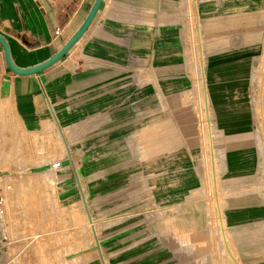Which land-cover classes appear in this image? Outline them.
<instances>
[{"label":"rangeland","instance_id":"rangeland-1","mask_svg":"<svg viewBox=\"0 0 264 264\" xmlns=\"http://www.w3.org/2000/svg\"><path fill=\"white\" fill-rule=\"evenodd\" d=\"M174 33L168 69L61 131L1 102L0 263L74 264L94 234L142 264H264V0H175ZM56 156L54 184L38 165Z\"/></svg>","mask_w":264,"mask_h":264},{"label":"crops","instance_id":"crops-1","mask_svg":"<svg viewBox=\"0 0 264 264\" xmlns=\"http://www.w3.org/2000/svg\"><path fill=\"white\" fill-rule=\"evenodd\" d=\"M92 1L0 0V33L8 42L12 60L18 65H29L45 58L74 30ZM174 24L175 0H101L91 22L66 52L30 73L11 71L0 44V104L8 99L25 131L50 122L61 131L70 125L63 120H74L79 111L110 105L113 100L106 99V89L137 91L141 88L139 75L143 71L150 69L152 75L158 76L164 68L168 69L175 39ZM55 27L60 30L52 37ZM126 76L130 79L122 81ZM45 95L50 97L52 110ZM150 128L155 142L171 141ZM213 129L218 135L217 129ZM143 132L142 129L144 136ZM199 232L202 229L191 234ZM96 239L93 234V243L74 255L80 257L74 264H142V244L110 238L101 246ZM180 244L183 243H173L172 248H183ZM150 250L158 247L151 246ZM8 256L17 261L15 255ZM8 258L0 264H7Z\"/></svg>","mask_w":264,"mask_h":264},{"label":"water","instance_id":"water-1","mask_svg":"<svg viewBox=\"0 0 264 264\" xmlns=\"http://www.w3.org/2000/svg\"><path fill=\"white\" fill-rule=\"evenodd\" d=\"M101 0H93L87 9L82 20L77 24L74 30L69 34V36L60 44L58 48H56L53 52L48 54L45 58L29 65H18L16 64L10 55L9 46L6 38L0 33V44L2 47V54L4 57V61L6 65L10 68L14 73H30L36 72L37 70L42 69L43 67L53 63L56 59H58L61 55H63L66 50L78 39V37L85 30L89 22H91L98 5Z\"/></svg>","mask_w":264,"mask_h":264},{"label":"built area","instance_id":"built-area-1","mask_svg":"<svg viewBox=\"0 0 264 264\" xmlns=\"http://www.w3.org/2000/svg\"><path fill=\"white\" fill-rule=\"evenodd\" d=\"M60 28L59 27H55L53 29V34L52 37H55V35H57L59 33ZM45 99L48 102L50 109L52 110V106L50 103V97L48 95H45ZM36 137H40L41 135L39 134V132L36 133ZM42 139V138H41ZM61 156H56L53 157L47 161H45L44 163L40 164L39 167H41L40 169V174L45 178V179H49V177L54 178V184L57 183L61 177L57 174H59L61 172V168H62V164H61ZM50 183H52V181H50ZM2 199L0 196V216L1 213L3 212V207H2ZM2 219V218H1ZM0 219V223H2ZM0 236L3 238H6V232L3 226H0ZM7 264H19L17 261L11 260L10 258H8L7 260Z\"/></svg>","mask_w":264,"mask_h":264},{"label":"bare ground","instance_id":"bare-ground-1","mask_svg":"<svg viewBox=\"0 0 264 264\" xmlns=\"http://www.w3.org/2000/svg\"><path fill=\"white\" fill-rule=\"evenodd\" d=\"M255 69V68H254ZM257 73V72H256ZM253 74V73H252ZM252 78H253V76H252ZM204 102V101H203ZM2 214V213H1ZM3 217V216H2ZM3 219V218H2ZM4 220V219H3Z\"/></svg>","mask_w":264,"mask_h":264}]
</instances>
